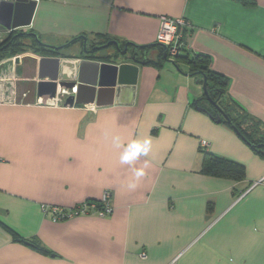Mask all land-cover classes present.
Instances as JSON below:
<instances>
[{
    "label": "crops",
    "instance_id": "1",
    "mask_svg": "<svg viewBox=\"0 0 264 264\" xmlns=\"http://www.w3.org/2000/svg\"><path fill=\"white\" fill-rule=\"evenodd\" d=\"M254 2L35 5L22 30L51 46L79 39L61 50L28 46L0 59V219L52 253L17 242L0 227V264H264V157L194 105L203 84L187 73L185 62L180 69L171 61L139 63L136 83L121 85L113 104L66 105L67 96L53 104L58 86L70 89L59 78L63 60L85 57L82 36L88 47L108 39L122 50L128 42L149 46L152 60L160 16L168 15L191 24L182 54L209 55L212 69L228 79L231 98L264 128V0ZM104 49L109 58L93 60L133 62L132 45L123 56L113 44ZM6 94L14 102H3ZM117 135L121 147L113 144ZM136 138L151 139L148 156L120 163L124 145ZM205 151L242 164L245 178L202 173ZM146 161L145 175L130 190L134 170ZM104 191L111 192L113 206L105 217L54 222L42 211L46 204L68 208L99 200Z\"/></svg>",
    "mask_w": 264,
    "mask_h": 264
},
{
    "label": "trees",
    "instance_id": "2",
    "mask_svg": "<svg viewBox=\"0 0 264 264\" xmlns=\"http://www.w3.org/2000/svg\"><path fill=\"white\" fill-rule=\"evenodd\" d=\"M242 1L246 4L255 3L254 0ZM16 33L17 32L10 34L4 39V41L0 42V59L24 52L28 46L34 47L38 50L47 47L42 46V48H40L41 45L34 37L23 36L12 41V38ZM108 40H102L101 43H106ZM148 47L149 46H144L142 48V58L146 63L152 62L154 64H163L165 61H171L180 69L181 67L179 63L182 61L188 66L187 73L191 76L197 77L201 84H204L206 78L207 93H204L203 97L197 99L194 102V105L200 107L203 111H206L215 121H217L218 115L223 116L224 119L222 118L221 122L233 128L255 152L264 157V128L261 125V122L256 118L249 116L244 109L231 98L227 91L228 79L212 69L211 58L209 55L202 53H196L193 56L182 54V52H184L183 49L177 58L172 60L169 57L167 48L158 43L153 46L156 50V58L151 60L148 56ZM105 58H109V56L104 57V59ZM201 172L207 175L227 177L237 180L245 178V167L242 164L218 156L209 151L204 152ZM0 227L9 233L15 241L28 243L36 250L45 254L52 253L34 240L23 238L1 219Z\"/></svg>",
    "mask_w": 264,
    "mask_h": 264
},
{
    "label": "water",
    "instance_id": "3",
    "mask_svg": "<svg viewBox=\"0 0 264 264\" xmlns=\"http://www.w3.org/2000/svg\"><path fill=\"white\" fill-rule=\"evenodd\" d=\"M37 2L34 0H17L4 1L0 6V26L4 29L20 28L13 36L12 41L18 37H34L41 46L52 47L57 50L68 47L71 43L75 42L77 38H74L66 44L60 46H51L45 44L39 38V36L31 31L22 30L31 24L32 15ZM83 42V52L85 55L94 53V51L106 48L109 45H115L121 56L126 55L129 45L134 46L135 51L131 56L133 62H120L109 63L100 60L89 59L83 57L82 59L68 58L63 60V72L59 74V78L62 80L61 85L69 88L77 85L76 94L72 93L67 96L65 104L74 105L85 104L96 106H104L113 104L116 92L121 89V85L135 84L137 81L139 63H144L145 60L140 61L138 58V50L142 49L144 45H137L128 42L125 48L122 50L118 41L113 40L103 44H96V46L89 48L88 40L85 36ZM6 47V46H5ZM165 47V46H164ZM206 78L203 84L204 93H207ZM226 118V117H225ZM222 116L218 115L217 121L220 122Z\"/></svg>",
    "mask_w": 264,
    "mask_h": 264
},
{
    "label": "built area",
    "instance_id": "4",
    "mask_svg": "<svg viewBox=\"0 0 264 264\" xmlns=\"http://www.w3.org/2000/svg\"><path fill=\"white\" fill-rule=\"evenodd\" d=\"M4 1L16 2L17 0H0V6ZM34 1L38 3L41 0ZM188 28H191V24L184 17H171L168 15L160 16V28L157 34V41L167 48L170 59L175 60L177 56L181 53V51L188 47V36L185 32V30H187ZM19 30L21 29L15 28L6 30L1 27L0 42L4 41V39L10 34ZM16 58L18 57H13L12 60H16ZM2 82L3 79L0 77L1 90H3ZM76 92L77 85L70 89L58 86L57 98L53 104L59 103L60 100H63V98H65L66 96H69L72 93L76 94ZM5 93L6 92L3 91L2 94ZM12 94H14L13 96H16V90L12 91ZM2 101L12 103L14 102V99L10 98L6 94L4 95V98H2ZM201 144L206 147L208 145V142L207 140H202ZM42 211L47 217L50 216L51 220L54 222L74 218L80 215L90 214H97L101 217H105L113 213V206L111 204V192L106 191L103 197L97 201L87 200L68 208L50 206L46 204L42 206ZM141 256L143 258H146L147 255L145 252H143Z\"/></svg>",
    "mask_w": 264,
    "mask_h": 264
},
{
    "label": "clouds",
    "instance_id": "5",
    "mask_svg": "<svg viewBox=\"0 0 264 264\" xmlns=\"http://www.w3.org/2000/svg\"><path fill=\"white\" fill-rule=\"evenodd\" d=\"M113 144L121 147L122 141L120 136L113 137ZM152 148V142L149 138H136L124 145V150L120 155V163L131 164L138 160L141 156H148ZM148 167L147 161L143 167L134 170V179L128 183V188L133 190L137 187V183L141 177L145 175V169Z\"/></svg>",
    "mask_w": 264,
    "mask_h": 264
},
{
    "label": "flooded vegetation",
    "instance_id": "6",
    "mask_svg": "<svg viewBox=\"0 0 264 264\" xmlns=\"http://www.w3.org/2000/svg\"><path fill=\"white\" fill-rule=\"evenodd\" d=\"M101 44H103V43H101ZM94 46H96V45H91V47L89 46V48H92V47H94ZM106 49H99V50H96V51H94V53H91V54H88V55H85L84 54V56L85 57H88V58H104V57H107V56H109L110 54H107V52L105 51Z\"/></svg>",
    "mask_w": 264,
    "mask_h": 264
},
{
    "label": "rangeland",
    "instance_id": "7",
    "mask_svg": "<svg viewBox=\"0 0 264 264\" xmlns=\"http://www.w3.org/2000/svg\"><path fill=\"white\" fill-rule=\"evenodd\" d=\"M1 27H2V26H0V32H1ZM105 192H106V191L103 192V195H104ZM103 195H102V197H103ZM102 197H101V198H102Z\"/></svg>",
    "mask_w": 264,
    "mask_h": 264
}]
</instances>
